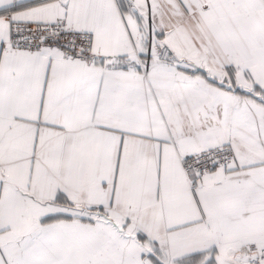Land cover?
I'll list each match as a JSON object with an SVG mask.
<instances>
[{"label": "snow or ice", "instance_id": "1", "mask_svg": "<svg viewBox=\"0 0 264 264\" xmlns=\"http://www.w3.org/2000/svg\"><path fill=\"white\" fill-rule=\"evenodd\" d=\"M0 264H264V0H0Z\"/></svg>", "mask_w": 264, "mask_h": 264}]
</instances>
